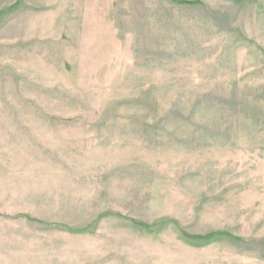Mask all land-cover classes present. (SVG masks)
<instances>
[{
    "label": "rangeland",
    "instance_id": "rangeland-1",
    "mask_svg": "<svg viewBox=\"0 0 264 264\" xmlns=\"http://www.w3.org/2000/svg\"><path fill=\"white\" fill-rule=\"evenodd\" d=\"M0 264H264V0H0Z\"/></svg>",
    "mask_w": 264,
    "mask_h": 264
}]
</instances>
